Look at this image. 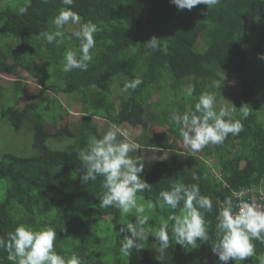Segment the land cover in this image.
Returning a JSON list of instances; mask_svg holds the SVG:
<instances>
[{"label": "trees", "instance_id": "1", "mask_svg": "<svg viewBox=\"0 0 264 264\" xmlns=\"http://www.w3.org/2000/svg\"><path fill=\"white\" fill-rule=\"evenodd\" d=\"M62 7L61 0H0V73L25 69L40 88L27 95L22 105L23 79L9 86L0 83L4 101H0V130L5 124L17 133L26 127L28 135L0 148V236L6 237L20 224L52 227L57 231L56 250L67 256L75 253L87 264H205L213 254L222 203L232 190L252 186L260 190L264 179V59L260 58L264 0H219L211 9L198 5L190 11L179 9L172 0H75L72 8L81 24L92 20L100 31L94 34L96 46L88 69L70 73L62 71L61 62L68 48L79 47V40L73 37L57 46L40 35L55 30L51 20ZM23 8L27 11L21 12ZM76 27L79 30L80 24L66 25V35ZM154 36L159 43L156 50L145 44ZM134 77L143 83L124 91V83ZM234 78L242 86L228 91ZM214 81H223L222 86L214 88ZM189 86L194 89L192 97L184 94ZM205 91L216 95L217 110L235 107L233 120L241 118L240 107L247 104L250 115L242 120L244 130L194 156L190 151L185 165L177 161L178 151L170 160L150 162L144 157L141 176L151 184V191L137 196L142 197L140 202L153 203L146 214L150 226L158 230L168 215L179 214V208H159L160 191L170 190L174 181L199 184L201 194L213 200V211L204 213L210 240H198L196 248L184 247L175 244L169 233L170 247L163 250L161 261L157 259L161 254L155 255L153 249L160 248L159 241L150 235L143 249L124 255L121 240L128 233L119 230L135 218L115 207H100L102 177L88 184L81 180L78 152L90 136L103 135L94 119L119 126L141 109L142 122L147 116L160 131L145 132L136 152L174 148L182 137L178 126L169 123L172 111L193 110ZM59 94L73 96L72 102L81 105L82 117L52 133L45 124H58L67 109ZM18 144H24L22 149L15 148ZM253 244V257L228 264H261L264 243L254 240ZM0 261L11 264L3 249Z\"/></svg>", "mask_w": 264, "mask_h": 264}, {"label": "clouds", "instance_id": "2", "mask_svg": "<svg viewBox=\"0 0 264 264\" xmlns=\"http://www.w3.org/2000/svg\"><path fill=\"white\" fill-rule=\"evenodd\" d=\"M46 2V0H45ZM65 6L55 15L51 23L54 31L40 33L47 44L55 43L64 45L66 40L73 37L79 40L78 48H68L62 60V71L70 73L74 69L86 71L93 59L91 50L96 46L94 34L100 31L98 25L92 20L81 24L80 15L73 10L75 0H61ZM179 9L192 10L198 5L213 8L219 0H172ZM27 9H21L26 12ZM80 24V29L71 35H66L65 26ZM146 46L152 50L159 47L157 38L149 39ZM264 59V54H261ZM223 82V81H222ZM222 82L214 81L213 87L219 89ZM143 83L142 78L134 77L124 83L123 90H135ZM194 89L189 86L185 90L186 97L193 96ZM70 96V95H68ZM71 97V103L72 98ZM244 104L240 107L241 118L231 119L235 107L221 106L217 110L216 95L205 91L201 93L191 111L180 112L173 110L169 123L178 126L179 135L183 138L185 147L191 150L193 156L201 152L208 145H222L229 134L236 136L244 130L242 123L250 115V109ZM72 108V107H70ZM67 108L71 113L72 109ZM81 111V108L79 112ZM123 137V139H118ZM141 149V145L128 136L118 125L112 124L99 138L92 135L85 148L78 152L81 163V180L88 184L102 177L103 191L99 195L100 207H115L122 215H132L134 222L122 224L119 232L128 233L121 240V251L129 256L133 250L139 252L144 248V241L149 236H155L159 241L161 254L158 260H163V250L170 247L171 240L175 244L191 248L198 247V240L207 242L210 240L208 224L205 212L213 211V200L202 195L197 183L187 185L183 182H172L170 190H161L157 204L163 211L165 207L176 210L178 215H168L167 220L162 221L159 229L150 226V216L146 212L153 210V203L140 202L142 197L137 193L145 190L151 191V184L142 178L145 161L134 158L131 154ZM195 178V177H194ZM254 187V186H252ZM244 188L251 187H243ZM264 191V186L260 185ZM232 190L230 197L234 198ZM259 191V190H258ZM264 194V193H262ZM181 202L183 207L180 208ZM203 210V211H201ZM216 242L212 243V252L218 256L222 264L229 261H245L255 255L254 240L264 243V205L252 202H241L237 210L233 209L231 201L219 210L216 217ZM171 221V225H169ZM57 231L52 227L34 229L32 226L20 224L5 236H0V249L7 252V260L11 264H87L86 260L73 253L71 256L62 254L56 250L55 242ZM264 264V257L260 258Z\"/></svg>", "mask_w": 264, "mask_h": 264}, {"label": "rangeland", "instance_id": "3", "mask_svg": "<svg viewBox=\"0 0 264 264\" xmlns=\"http://www.w3.org/2000/svg\"><path fill=\"white\" fill-rule=\"evenodd\" d=\"M5 5H8L7 3H5ZM78 27L74 28V31H77ZM17 78L23 79V82L25 84V95L22 98L21 102L22 105H24L25 103V98L27 97V95L29 94H36L40 91V88L36 82V80L34 78H32L28 71L25 69H17L14 71L13 74L10 73H0V83H2L4 86H9L11 85V83L16 80ZM242 86V81L238 78H234L230 81L229 85H228V91H237L240 87ZM58 98L63 102V104L65 105L66 108H70L72 109V112H68L67 109H65V111L62 113L61 117H60V122L58 124H53L50 122H47L45 124V128L52 133H56L60 130H63L65 127H67L68 124H74L76 122H79L82 115L81 112H79L81 105L78 104L76 101L71 103V97L68 95H63V94H59ZM1 101V100H0ZM2 103H4V101H1ZM0 102V103H1ZM233 106H229V108H232ZM142 113H141V109H138V112L136 115H132L129 116L125 123L120 124L119 127L128 133V136L131 140L135 141V142H141L142 140V135L144 136L146 133L145 132H159V129H155L153 128L151 122L147 119V116L144 117V120L142 122ZM95 122H98L101 124L102 126V134H104L109 127L111 126V124H108L106 121L104 120H100L99 118L94 119ZM32 128L29 126V130H31ZM26 137H28L27 132H26V127L23 128L20 132H13L12 128L8 125L5 124L3 126V128L0 130V148L5 147V146H9V145H15L13 143H19L20 139H26ZM30 137L31 139L33 138V131H30ZM118 139H120V137H118ZM178 145L184 146L183 144V138L177 141ZM23 145H17L15 148L18 149H22ZM185 147V146H184ZM186 149H189L187 147H185ZM25 152H29V149L25 146L24 147ZM148 152L143 154V153H139V152H135L132 153L131 155L134 158H140V159H144V157L148 160V161H154L156 159H166L169 157V152H166L165 150L160 151V153H156V150L154 151V149H147ZM19 152L21 150H18ZM200 153V152H198ZM182 158V157H181ZM214 161V160H212ZM213 172L218 173L217 169H211ZM262 184L264 186V179L262 181ZM142 201V200H141ZM143 202H147V201H143ZM154 249V254H158V248L157 247H153ZM0 264H3L0 261ZM205 264H221L220 260L218 259V256L215 254H212L210 260L206 261Z\"/></svg>", "mask_w": 264, "mask_h": 264}, {"label": "built area", "instance_id": "4", "mask_svg": "<svg viewBox=\"0 0 264 264\" xmlns=\"http://www.w3.org/2000/svg\"><path fill=\"white\" fill-rule=\"evenodd\" d=\"M264 191L256 190L254 187L244 188L233 192L234 198L228 199L222 203V207L226 206V202L231 201L233 209L237 210L239 203L252 202L255 200L258 204L264 205Z\"/></svg>", "mask_w": 264, "mask_h": 264}, {"label": "crops", "instance_id": "5", "mask_svg": "<svg viewBox=\"0 0 264 264\" xmlns=\"http://www.w3.org/2000/svg\"><path fill=\"white\" fill-rule=\"evenodd\" d=\"M69 112V111H68ZM156 150V153H160V151L165 150L166 152H169V157L166 159H160V160H167L173 157L174 154L177 153V151L179 152V157L177 158V161L181 164V165H185L186 163V154H189V152L191 151L190 149H186L184 146L181 145H176V147L174 148H167V149H163V148H154V151ZM182 157V158H181ZM158 160V159H156ZM154 160V162L156 161ZM263 181V180H262ZM263 185V184H262Z\"/></svg>", "mask_w": 264, "mask_h": 264}]
</instances>
